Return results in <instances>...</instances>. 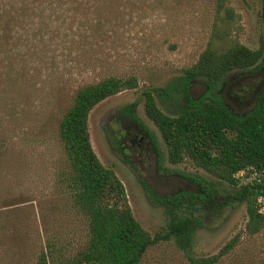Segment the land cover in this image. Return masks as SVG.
<instances>
[{"label": "rangeland", "instance_id": "obj_1", "mask_svg": "<svg viewBox=\"0 0 264 264\" xmlns=\"http://www.w3.org/2000/svg\"><path fill=\"white\" fill-rule=\"evenodd\" d=\"M217 3L218 0H122L109 7L100 20L91 15L93 20L88 25L76 21L68 31L71 39L67 42L63 43V36L54 37L52 42L45 38L51 43L50 51L44 57L26 61L24 69L31 76L29 80L27 76L24 81L5 72L0 84V152L6 156L0 163V210L8 213L18 207L20 211L13 214L34 216L42 240L55 239L71 251L81 244L83 222L67 207L63 188L55 180L62 159L58 124L78 86L104 77L133 75L138 78L136 89L111 96L91 110L88 133L99 161L113 169L123 183L134 218L152 237L164 234L171 218L188 217L190 213L167 209L166 204L157 203L156 196L165 199L199 191L192 177L214 183L218 201L214 209L195 215L199 226L187 251L172 239L159 240L147 247L138 264H189V257L213 255L243 231L245 206L224 203L232 188L189 161L170 164L160 132L143 108L142 94L146 90L153 92L158 107L166 114L208 95L219 96L239 116L253 107L256 95L264 90V71L256 75L233 70L218 83L192 81L187 93L178 99L164 96L161 101L157 97L156 90L167 88L184 68L197 61L215 33L214 26L224 33V42L219 41L223 45L215 42V47L240 44L256 49L264 40L262 0H224L218 14ZM98 7L95 4L93 12ZM133 103L139 125L121 114ZM148 132L156 144L155 153L150 145L129 142L134 134ZM122 146L125 157L119 149ZM239 177L242 184H247L257 175L240 173ZM143 183L152 193L144 190ZM5 244H0V264H35L32 252L13 256L11 244ZM241 255V261L248 264H263L264 235L260 240L244 238L237 253L225 264H239L237 258Z\"/></svg>", "mask_w": 264, "mask_h": 264}, {"label": "trees", "instance_id": "obj_2", "mask_svg": "<svg viewBox=\"0 0 264 264\" xmlns=\"http://www.w3.org/2000/svg\"><path fill=\"white\" fill-rule=\"evenodd\" d=\"M119 2L122 0H0V84L5 72L13 78L27 76L29 80L31 76L24 69L26 61L44 57L50 51L51 43L45 38L52 42L54 37L63 36L66 37L63 43L67 42L71 39L68 31L76 21L85 26L92 23L91 15L100 20L109 7ZM95 4L100 7L93 12ZM223 5L224 0H218L217 14ZM102 9H105L103 15ZM214 27L215 33L197 61L184 68L167 88L156 90L161 101L164 96L178 99L186 94L194 80L218 83L233 70L256 75L264 71L263 39L256 49L240 44L215 47V42H224V33L217 25ZM137 87L138 78L130 75L104 77L76 88L58 124L62 159L55 180L63 188L67 207L83 222L84 240L76 249L67 250L55 239L40 238L34 216L24 218L20 213L13 214L20 211L18 207L9 209L8 213L0 210V232L5 233L0 235V244L5 246L9 242L13 256L30 251L35 264H138L147 247L159 240L172 239L183 251L190 248L194 230L199 226L195 215L218 205L214 183L192 177L199 191L182 192L165 199L156 196L157 203L166 204L167 209L188 210L190 214L171 218L165 233L152 237L134 218L123 183L113 169L99 161L90 143L91 110L105 99ZM142 95L144 112L160 132L169 163L189 161L232 188L224 203L245 206L243 231L213 255L188 258L189 264H225L237 253L244 238L260 240L264 235V178L261 177L264 175V90L242 116L232 112L219 96L190 101L184 108L166 114L158 107L152 91L146 90ZM136 107L135 103L130 104L121 114L139 125L134 116ZM151 141L157 150L154 140ZM5 159V154L0 152V163ZM240 173L249 177L255 174L257 178L242 184ZM142 185L147 193H152L145 183ZM22 228L28 231H21ZM242 256L237 258L238 263L248 264L241 261Z\"/></svg>", "mask_w": 264, "mask_h": 264}, {"label": "flooded vegetation", "instance_id": "obj_3", "mask_svg": "<svg viewBox=\"0 0 264 264\" xmlns=\"http://www.w3.org/2000/svg\"><path fill=\"white\" fill-rule=\"evenodd\" d=\"M134 135H133L132 138L130 137V139H129V142H130L131 145H135V143H137L136 145L139 146V144L144 143L147 146L150 145L152 151L155 153L156 148L153 146L151 138H150V136L147 133H143V134H139V135H135V136ZM119 149H120V151H122V153H123V155L125 157V154H126L125 147L122 146V148L120 147ZM130 163H131V161H130ZM138 176L140 177L141 180H145L142 175L139 174Z\"/></svg>", "mask_w": 264, "mask_h": 264}]
</instances>
